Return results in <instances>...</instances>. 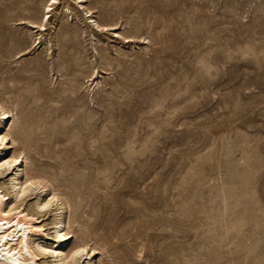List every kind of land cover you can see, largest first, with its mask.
Returning a JSON list of instances; mask_svg holds the SVG:
<instances>
[{
    "label": "rangeland",
    "instance_id": "obj_1",
    "mask_svg": "<svg viewBox=\"0 0 264 264\" xmlns=\"http://www.w3.org/2000/svg\"><path fill=\"white\" fill-rule=\"evenodd\" d=\"M53 1L0 0L14 5L0 17V104L44 197L69 205L65 251L264 264V0ZM176 31L189 54L174 53ZM56 208L41 212L49 234Z\"/></svg>",
    "mask_w": 264,
    "mask_h": 264
},
{
    "label": "bare ground",
    "instance_id": "obj_2",
    "mask_svg": "<svg viewBox=\"0 0 264 264\" xmlns=\"http://www.w3.org/2000/svg\"><path fill=\"white\" fill-rule=\"evenodd\" d=\"M56 3L57 0H54L48 7L49 12L54 10L53 5ZM13 6L8 5L1 10L0 17L3 16V19L8 20V12ZM64 8L70 9L67 4ZM93 22L97 29L107 28V26L101 25L95 20ZM37 26L36 24L32 25L34 28ZM40 26L44 25L40 24ZM40 30L46 29L41 27ZM188 34L186 31L182 34L176 31L173 34L172 49H174V53L181 48L184 53L189 54ZM207 39L212 40V37L208 35ZM128 41H133V39L130 37ZM68 46L73 47V45ZM187 49L188 51H186ZM66 62L68 63V72L66 73L75 75L79 67L77 59L69 54ZM11 117V111L1 103L0 179L1 176H6L9 172L10 177L5 182L0 181V264H78L84 255L89 256V264H95L93 256L100 251L95 248L88 250V245L84 242L77 243L73 248L65 251L64 247L69 245L68 243L72 238L69 232V205L55 193L49 195L50 197L47 195L44 197L48 185L36 176H31L27 171L24 162L28 158L18 150L16 139L10 132L13 124L8 128ZM2 120L4 122H1ZM29 191H37L38 199L36 203L25 206L20 200ZM52 205L57 206L58 213L56 214L57 218L52 223L54 233L49 234L45 229L47 224H42L40 218L42 217L41 212L49 210ZM82 234L84 237L85 233ZM49 236L57 239L54 241L55 244L51 246L45 243ZM90 251H93V254H90ZM46 256L52 258V260L46 261Z\"/></svg>",
    "mask_w": 264,
    "mask_h": 264
}]
</instances>
